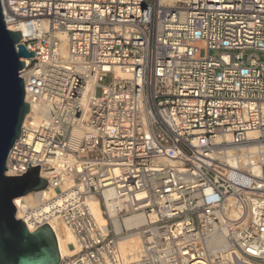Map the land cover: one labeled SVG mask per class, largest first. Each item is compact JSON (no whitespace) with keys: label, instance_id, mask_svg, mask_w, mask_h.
Masks as SVG:
<instances>
[{"label":"built area","instance_id":"2783aa9c","mask_svg":"<svg viewBox=\"0 0 264 264\" xmlns=\"http://www.w3.org/2000/svg\"><path fill=\"white\" fill-rule=\"evenodd\" d=\"M1 5L34 53L5 174L40 167L14 205L73 233L60 264H264V0Z\"/></svg>","mask_w":264,"mask_h":264},{"label":"water","instance_id":"95a60500","mask_svg":"<svg viewBox=\"0 0 264 264\" xmlns=\"http://www.w3.org/2000/svg\"><path fill=\"white\" fill-rule=\"evenodd\" d=\"M19 32L6 28L0 0V264H60L56 235L49 225L31 233L17 218L14 201L43 191L48 183L40 177V167L29 168L23 177L6 176V161L30 107L25 101L24 80L19 72L22 59L34 58L20 44Z\"/></svg>","mask_w":264,"mask_h":264},{"label":"bare ground","instance_id":"6f19581e","mask_svg":"<svg viewBox=\"0 0 264 264\" xmlns=\"http://www.w3.org/2000/svg\"><path fill=\"white\" fill-rule=\"evenodd\" d=\"M119 75L123 77L122 74L119 73ZM94 214L99 220H102V215L99 209H95ZM50 226L56 235L61 258L72 256L74 253L73 252L74 246H76V239L73 233L69 229L61 225L58 226V225L51 224ZM137 242L138 240H135L132 242H127V241L123 242L121 246L122 250L125 253L129 252L128 249H133L135 246H137ZM133 243L135 245H131Z\"/></svg>","mask_w":264,"mask_h":264},{"label":"rangeland","instance_id":"374dc122","mask_svg":"<svg viewBox=\"0 0 264 264\" xmlns=\"http://www.w3.org/2000/svg\"><path fill=\"white\" fill-rule=\"evenodd\" d=\"M259 56H260L262 59H264V55H263V54H260ZM112 82H113V77H112V75H109V76L105 79L103 85H105V86H109ZM97 96H98V97H101V89H98V91H97Z\"/></svg>","mask_w":264,"mask_h":264}]
</instances>
